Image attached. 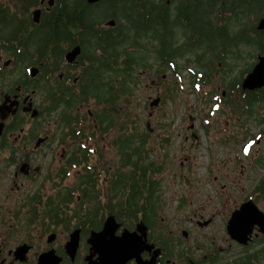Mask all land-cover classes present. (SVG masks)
<instances>
[{"label":"flooded vegetation","instance_id":"obj_1","mask_svg":"<svg viewBox=\"0 0 264 264\" xmlns=\"http://www.w3.org/2000/svg\"><path fill=\"white\" fill-rule=\"evenodd\" d=\"M6 4L9 10H0V264H264V158L254 154L253 165L263 170L255 177L244 178L241 169L236 178L209 179L211 188L179 178L164 205L162 165L144 162L155 126L148 121L150 130L135 134L134 143L130 116L133 57L139 56L140 77L150 80L147 88H155L166 78L163 43L175 39L179 23L186 38L204 29L186 71H198L203 54L202 63L217 60L216 72L229 74L227 51L242 40L257 48L264 29L253 21V39L246 29L229 31L232 14L246 6L237 0ZM221 31L222 41H204ZM251 69L241 66L238 74ZM195 79L193 89L210 84ZM242 80L217 89L221 96L240 90L243 97L251 89ZM216 95L213 111L215 103L230 101ZM157 96H149V105ZM260 100L243 97L239 104L249 117ZM254 119L264 125V116ZM263 134L264 126L250 139ZM140 143L145 169L133 173V144ZM241 151L253 152L247 141Z\"/></svg>","mask_w":264,"mask_h":264},{"label":"rangeland","instance_id":"obj_2","mask_svg":"<svg viewBox=\"0 0 264 264\" xmlns=\"http://www.w3.org/2000/svg\"><path fill=\"white\" fill-rule=\"evenodd\" d=\"M261 16L263 15L233 13L232 18L228 21V29L231 33L246 29L247 35L253 39L254 32L250 29V25L253 21L257 24ZM177 25L180 24L173 26L175 41L184 49L176 59L182 74L178 76V78L181 77L179 81L182 88L172 86L176 78L168 65L166 68L163 66L166 69V78L164 77L165 79L155 88H147L146 81L150 82V80L146 79L143 74V78L140 77L141 66L135 69L139 76L138 82L131 79L133 91L131 93L130 116L134 134L133 142L140 139L135 134L150 130L147 125L148 121L152 126H155L154 133H151L146 140L144 162H157L158 165H162V170L157 173V176L162 179L160 191L164 205L170 204L173 200L174 190L177 189L176 180L179 178L201 181L207 188H211L208 183L209 179L236 178L235 173H240L241 169H244V178L255 177L257 171L263 172L261 168L254 166L253 162L255 153H259V156L264 158V134L259 141L254 138L250 139V136L264 126L263 123L254 119V116L258 119L264 116V101L260 100L252 105L256 113L248 117V112L241 109L239 104V101L243 99L240 90L236 92V95L232 93L231 96L230 90H228L225 96H221L222 87L217 89L220 84L229 85L232 79L238 80L242 76L244 77V74H238L240 68L243 66L250 69L254 66L257 54L260 52L258 47H253V43L243 40L238 47L234 45L226 55L227 61L232 67L226 66L229 74L216 72V66H219V63L217 60L213 61L214 77L210 78L209 86L199 91V89H193L190 84L191 75L186 71L185 64H188V58L194 54V50L189 49L188 45L196 43L204 29L196 27L186 38L182 26L177 27ZM212 28L215 27L212 26ZM40 34L41 32H38V35ZM224 36L225 32L221 31L213 38H205L204 41L207 43L220 42ZM211 52L215 55L212 50ZM236 53L240 55L238 58L234 57ZM200 57L204 61L207 58L203 54H200ZM190 65L199 68L197 64ZM221 65L225 66L223 63ZM217 90L219 93L216 95L214 91ZM150 95L153 97L161 95L164 101L154 107L150 106L148 101ZM215 95L219 99L226 97L230 101H225L224 104L219 101L215 103V111L210 110V103L214 100L213 96ZM262 95L264 96L263 93ZM237 109L240 111H236ZM165 137H169L170 141L169 144L163 145ZM245 141H247V147L253 151L249 156L243 155L241 151ZM259 148L260 150H258ZM205 191L203 190L202 193Z\"/></svg>","mask_w":264,"mask_h":264},{"label":"trees","instance_id":"obj_3","mask_svg":"<svg viewBox=\"0 0 264 264\" xmlns=\"http://www.w3.org/2000/svg\"><path fill=\"white\" fill-rule=\"evenodd\" d=\"M237 3L240 5L246 6L245 8L242 7L243 8L242 13H244L246 15L253 13L256 15H263L264 16V0H237ZM0 10L3 11L4 13L9 10V7L7 6L5 0H0ZM227 35L229 36L228 32H227ZM258 39H259L258 40V49H259L260 53H263V51H264V29L259 30V38ZM176 43H177V41H175V39L173 37H171L170 39H166L164 41L163 50H162V59H163V62L165 63V68L167 65L170 66V68L172 69L171 72L176 78V80L174 79L175 81L172 84V86L182 88V85L181 84L179 85L177 82V79H179L178 76H181L182 74L179 71L180 69H179V66H178L176 59H177L178 55L184 51V49L182 48V46L177 45ZM192 44L188 45L189 49L192 46ZM202 61H203V58H200V63L202 65L201 68H199L198 71L193 70L191 75L194 79L196 78L197 80L205 79V78L210 80V78L214 77V74H213V72L209 75H207V74L212 69L213 64L211 66L208 63V61H206L204 63H202ZM138 62H139V56L133 57L132 66H131V69H132L131 75H132V80H135L137 82H138L139 76L135 71L136 67L134 64L138 63ZM199 72L202 75H200ZM231 86L234 87L235 84L231 85ZM263 90H264V88L259 89L257 91L245 90L243 97L246 98L247 100L256 99L258 97L260 99L264 98V96L262 95V93L264 94ZM132 91H133V89H132ZM120 92H123V90H116L117 94ZM133 136H134V134H133ZM146 137H147V135L144 137L143 140H145ZM143 150H144L143 144H141V143L139 145L133 144V151H132V155H133L132 162H133V171H134L133 173H137V171H140V168L145 169V166H143L144 164L140 162V160L142 159V151ZM133 177H134V174H133Z\"/></svg>","mask_w":264,"mask_h":264},{"label":"water","instance_id":"obj_4","mask_svg":"<svg viewBox=\"0 0 264 264\" xmlns=\"http://www.w3.org/2000/svg\"><path fill=\"white\" fill-rule=\"evenodd\" d=\"M259 28H264V16L258 21ZM264 86V53H260L257 62L252 69L243 77L242 88L243 89H255ZM161 96H157L150 102L151 106L158 104ZM237 214V212H236ZM234 214V216L236 215Z\"/></svg>","mask_w":264,"mask_h":264},{"label":"snow or ice","instance_id":"obj_5","mask_svg":"<svg viewBox=\"0 0 264 264\" xmlns=\"http://www.w3.org/2000/svg\"><path fill=\"white\" fill-rule=\"evenodd\" d=\"M246 152H247V150H246Z\"/></svg>","mask_w":264,"mask_h":264},{"label":"bare ground","instance_id":"obj_6","mask_svg":"<svg viewBox=\"0 0 264 264\" xmlns=\"http://www.w3.org/2000/svg\"><path fill=\"white\" fill-rule=\"evenodd\" d=\"M21 2V1H20Z\"/></svg>","mask_w":264,"mask_h":264}]
</instances>
